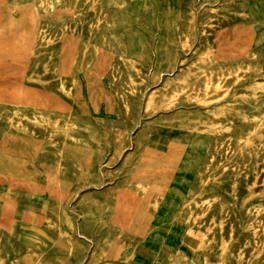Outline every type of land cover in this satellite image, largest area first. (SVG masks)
<instances>
[{
  "label": "rangeland",
  "instance_id": "1",
  "mask_svg": "<svg viewBox=\"0 0 264 264\" xmlns=\"http://www.w3.org/2000/svg\"><path fill=\"white\" fill-rule=\"evenodd\" d=\"M255 4L264 8V0H181L171 12L154 0L23 1L0 39V140L28 159L20 184H0V204L26 212L1 241L7 264H264ZM25 92L39 98H12ZM142 177L156 181L150 196Z\"/></svg>",
  "mask_w": 264,
  "mask_h": 264
},
{
  "label": "bare ground",
  "instance_id": "2",
  "mask_svg": "<svg viewBox=\"0 0 264 264\" xmlns=\"http://www.w3.org/2000/svg\"><path fill=\"white\" fill-rule=\"evenodd\" d=\"M24 0H0V39H2L4 36H9L13 26L15 24L16 21V14L18 13L19 15L21 14V5L23 3ZM157 10L159 12H171L173 9H175L179 2L181 0H154ZM221 2V0H220ZM106 6V5H104ZM182 6V5H181ZM193 7V6H192ZM195 7V6H194ZM232 7V6H231ZM185 9V8H184ZM107 11V10H106ZM110 13V12H109ZM184 13V12H183ZM250 19L248 22V26L250 28V30L252 31V42H250L251 44L249 45L250 49L253 50L254 52H256L257 54L260 55L261 59L264 58V8L263 7H259V5H253L252 10L250 11ZM207 17V16H206ZM75 18V17H74ZM110 18V17H109ZM108 18V19H109ZM61 19V18H60ZM83 20V19H82ZM86 20V19H85ZM204 20V19H203ZM71 21V20H70ZM77 21V20H76ZM58 22V21H57ZM159 22V19H158ZM42 23V22H41ZM64 23V22H63ZM80 23V22H79ZM216 23V22H215ZM197 24V23H196ZM226 24V23H225ZM224 24V25H225ZM62 26V25H61ZM79 26V25H78ZM197 27V26H196ZM79 28V27H78ZM85 28V27H84ZM87 29V28H86ZM77 30V29H76ZM80 31V30H79ZM85 31V30H84ZM208 31V30H207ZM88 34V33H87ZM199 34V33H198ZM217 34V33H216ZM226 34V33H225ZM86 36V35H85ZM198 36V35H197ZM221 38V37H220ZM244 38V37H243ZM202 39V38H201ZM95 40V39H94ZM153 42V41H152ZM59 44V43H58ZM119 51V50H118ZM192 51V50H191ZM191 54V53H190ZM181 58V57H180ZM191 58V57H190ZM105 59V58H104ZM264 60V59H263ZM117 61V59H116ZM120 62V61H119ZM153 62V60H152ZM122 63V62H120ZM123 67V66H122ZM179 67V66H178ZM41 68V67H39ZM123 69V68H122ZM175 71V70H174ZM145 72V70H144ZM127 74V73H126ZM174 74V73H173ZM161 76V75H160ZM49 77V76H48ZM127 77V76H126ZM52 78V77H51ZM124 78V77H123ZM164 78V77H163ZM49 79V78H48ZM70 79V78H69ZM77 79V78H76ZM149 80V79H147ZM116 83V82H115ZM55 84V83H54ZM51 86V85H50ZM55 86V85H54ZM69 86V85H68ZM30 87V86H29ZM139 87V86H138ZM154 87V86H153ZM157 87V86H156ZM34 88V87H33ZM49 88V87H48ZM47 88V89H48ZM121 88V87H120ZM152 88V87H151ZM33 90V89H32ZM143 90V89H142ZM152 90V89H151ZM35 91V90H34ZM54 91V90H53ZM31 92V91H30ZM36 92V91H35ZM56 92V91H55ZM150 92V91H149ZM148 92V93H149ZM57 93V92H56ZM40 94V93H39ZM47 94V93H46ZM138 94V93H137ZM42 95V94H41ZM3 96L2 92L0 91V99ZM45 96V95H44ZM230 96V95H229ZM14 97V99L17 98H25V100L28 101H33L36 102V100L39 98V96H36V94H31L28 92L23 93L22 95H12V98ZM43 97V96H42ZM32 99V100H31ZM140 99V98H139ZM46 100V99H45ZM43 101V100H42ZM50 101V100H49ZM73 101V100H72ZM263 102V101H262ZM45 103V102H43ZM219 103V102H218ZM223 103V102H222ZM31 104V103H30ZM47 104V103H46ZM72 104V103H71ZM70 104V105H71ZM258 104V103H257ZM44 105V104H42ZM62 105V104H61ZM121 105V104H120ZM189 105V104H188ZM198 105V104H197ZM216 105V104H215ZM45 106V105H44ZM65 106V105H64ZM122 106V105H121ZM211 106V105H210ZM46 107V106H45ZM44 107V108H45ZM182 107V106H181ZM186 107V106H185ZM209 107V106H208ZM42 108V107H41ZM177 108V107H176ZM175 108V109H176ZM57 109V108H56ZM64 109V108H61ZM174 109V110H175ZM66 110V109H65ZM64 110V111H65ZM124 110V109H123ZM68 112V111H67ZM171 112V110H170ZM76 113V112H75ZM256 113V112H255ZM257 114V113H256ZM16 118V117H15ZM121 119V118H120ZM222 119V118H219ZM119 120V119H118ZM138 120V119H137ZM148 120V119H147ZM213 120V119H212ZM87 121V119H86ZM63 122V121H62ZM138 122V121H137ZM224 122V121H223ZM226 122V121H225ZM79 123V122H78ZM185 123V122H184ZM210 123V122H209ZM246 123V122H245ZM252 123V122H251ZM25 124V122H24ZM61 124V123H60ZM142 124V122H141ZM256 124V123H255ZM29 125V123H28ZM78 125V124H77ZM236 125V124H235ZM242 125V124H241ZM243 126V125H242ZM247 126V125H246ZM33 127V126H32ZM98 127V126H96ZM140 127V126H139ZM245 127V126H244ZM200 129V127H199ZM232 132V131H231ZM131 133V132H130ZM132 134V133H131ZM44 135V134H43ZM76 135V134H75ZM85 135V134H84ZM82 136V135H81ZM86 137V136H85ZM84 137V138H85ZM11 143V140L5 136L2 137L0 140V148H1V152L4 150L3 154H0V184H3L4 182L7 183L8 187H16V185L21 182H19L16 179V175L19 174L18 176H26L24 174V167L26 166L27 160H26V155L23 151H19L17 153H13V152H7V146L8 144ZM129 143V141H128ZM232 143V142H231ZM244 143V142H243ZM129 145V144H128ZM134 146V145H133ZM129 147V146H127ZM126 147V148H127ZM132 147V146H131ZM126 150V149H125ZM131 150V149H130ZM143 150V149H142ZM125 152V151H123ZM104 153V152H103ZM121 154V153H120ZM123 155V153H122ZM102 156V155H100ZM120 157V155H119ZM118 157V158H119ZM124 157V156H123ZM127 157V156H125ZM58 159V158H57ZM102 159V158H101ZM130 159V158H129ZM124 160V159H123ZM131 160V159H130ZM129 160V161H130ZM152 160V156L151 155H146L144 156L143 161L140 163V168H143L144 170H146L149 166L148 162H151ZM127 162V161H126ZM131 162V161H130ZM149 162V163H150ZM130 164V163H129ZM262 165V164H261ZM260 169V168H259ZM100 170V169H99ZM251 171V170H250ZM26 173V172H25ZM129 174V173H128ZM29 175V174H28ZM51 175V174H50ZM131 175V174H130ZM263 175V174H262ZM261 175V176H262ZM49 176V175H48ZM120 177V176H119ZM205 177V175H204ZM203 177V178H204ZM117 178V177H116ZM127 178V177H126ZM145 183H146V187H147V192L148 195L150 196L154 190L157 189V185H156V181H148L149 178H151V176H149V178L147 177H142ZM250 178V177H249ZM253 178V177H252ZM115 182V181H114ZM91 184V183H90ZM53 185V184H52ZM121 185V184H120ZM25 187L30 188V185H24ZM125 186V185H124ZM58 187L62 188V183L59 182L58 183ZM117 187V186H116ZM122 187V186H121ZM113 189V188H112ZM97 190V189H96ZM258 190V189H257ZM92 191V190H91ZM85 192V191H84ZM70 193V192H69ZM81 193V192H80ZM83 193V192H82ZM123 193V192H122ZM127 193V192H126ZM68 195V194H67ZM73 195V194H72ZM55 196L60 197L59 193L55 192ZM71 196V195H70ZM69 196V197H70ZM205 198V197H204ZM61 199V198H60ZM68 199V198H67ZM57 200V199H56ZM70 200V199H69ZM90 200V199H89ZM91 201V200H90ZM63 202V201H61ZM95 202V201H93ZM52 203V202H51ZM50 203V204H51ZM67 203V201H66ZM91 203V202H90ZM98 203V201H97ZM73 204V203H72ZM101 204V203H100ZM91 205V204H90ZM93 205V204H92ZM99 205V204H97ZM103 205V204H102ZM71 206V205H70ZM94 206V205H93ZM72 207V206H71ZM123 208V204L122 203H118V205L115 207L114 209V213L117 219V223H123L124 226H126V222L123 221V219L121 218V211ZM112 209V208H111ZM149 210V209H148ZM75 211V210H74ZM72 214V213H71ZM19 215L22 218H25L26 216V212L21 209L20 205H14L13 202L11 200H5L3 203L0 204V264H7L8 260H7V256L6 254L3 253L2 251V246H1V241L3 239H5V236L7 233H13V229L14 226L16 224V219L15 216ZM54 219V218H53ZM231 219V218H230ZM113 221V220H112ZM77 222V221H76ZM137 224V223H136ZM235 224V223H234ZM42 225V224H41ZM118 225V224H117ZM122 225V226H123ZM132 225V224H131ZM119 226V225H118ZM137 226H139L140 228V233L142 235L146 234L147 231V225H145L144 223H142L141 221H139V223L137 224ZM236 226V225H235ZM112 227V226H111ZM78 228V227H77ZM101 228V227H100ZM119 228V227H118ZM106 229V228H105ZM46 230V229H45ZM238 230V229H237ZM116 231V230H115ZM16 232V231H15ZM118 232V231H117ZM49 233V232H48ZM52 233V232H51ZM78 233V232H77ZM127 233V232H126ZM236 234V233H235ZM52 235V234H51ZM104 235V234H103ZM102 235V236H103ZM15 236V235H14ZM55 236V235H54ZM133 236V235H131ZM211 236V235H210ZM237 236V235H236ZM80 237V236H79ZM211 238V237H209ZM218 238V236H217ZM124 239V238H123ZM134 239V236H133ZM143 239V238H142ZM227 239V238H226ZM140 241V240H139ZM3 242V241H2ZM91 242V241H90ZM17 243V242H16ZM76 243V242H75ZM85 243V242H84ZM152 243V242H151ZM92 244V243H91ZM98 244V243H97ZM76 245V244H75ZM78 247L80 246V244H77ZM76 245V246H77ZM90 245V244H89ZM82 247V246H80ZM18 248V246L16 247ZM22 250V249H21ZM49 250H53V248L49 249ZM88 251V250H87ZM148 252V251H147ZM87 253V252H86ZM151 253V252H150ZM149 253V254H150ZM89 254V253H88ZM148 254V255H149ZM45 255V254H44ZM89 257V256H88ZM87 257V258H88ZM51 258V257H50ZM213 258V257H212ZM84 259V258H83ZM55 260V259H54ZM16 263L17 264H23L25 262L24 258L22 257H18L16 259ZM53 261V260H51ZM82 262V261H81ZM72 263V262H71ZM75 263V261H74ZM60 264V263H59ZM81 264V263H80Z\"/></svg>",
  "mask_w": 264,
  "mask_h": 264
}]
</instances>
